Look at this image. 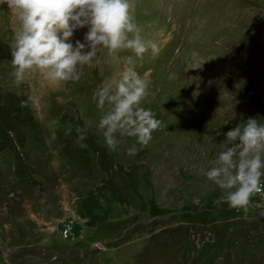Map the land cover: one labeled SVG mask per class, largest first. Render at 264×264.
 I'll list each match as a JSON object with an SVG mask.
<instances>
[{"label": "rangeland", "instance_id": "obj_1", "mask_svg": "<svg viewBox=\"0 0 264 264\" xmlns=\"http://www.w3.org/2000/svg\"><path fill=\"white\" fill-rule=\"evenodd\" d=\"M132 4L142 38L159 48L135 62L149 81L141 106L161 121L134 156V138L117 134L107 147L93 99L133 54L101 50L76 82L33 73L16 84L18 21L0 5V264H264V208L245 216L218 203L221 190L204 176L227 131L249 118L264 124V0ZM86 121L80 147L75 129Z\"/></svg>", "mask_w": 264, "mask_h": 264}, {"label": "clouds", "instance_id": "obj_2", "mask_svg": "<svg viewBox=\"0 0 264 264\" xmlns=\"http://www.w3.org/2000/svg\"><path fill=\"white\" fill-rule=\"evenodd\" d=\"M3 4L18 21L10 44V75L16 84L33 73L53 85L76 82L81 69L91 66L101 50L113 60L118 59V53L130 51L133 55L124 58L119 76L105 80L94 93L102 113L97 129L110 149L117 146V134L134 138L135 143L127 149L129 156L137 153V144L148 145L161 121L151 109L141 106L149 95V81L135 71V62L149 49L158 54L159 48L142 38L132 0H0ZM84 27L88 29L84 42L71 43L74 31ZM90 124L86 121L84 128L75 129L80 147H86L82 141ZM71 131L69 126L65 135ZM225 137L224 149L204 176L221 190L218 203L243 210L246 216L250 207L264 208V202L252 203L254 195L264 192V124L249 118Z\"/></svg>", "mask_w": 264, "mask_h": 264}, {"label": "crops", "instance_id": "obj_3", "mask_svg": "<svg viewBox=\"0 0 264 264\" xmlns=\"http://www.w3.org/2000/svg\"><path fill=\"white\" fill-rule=\"evenodd\" d=\"M35 88L38 89V91H42V92L45 91V90L47 89V87H45V84H43V83H42V84H39L37 87L35 86ZM50 89H51V88H50ZM42 92H41V93H42ZM41 95H42V94H41ZM36 96H38V95H36ZM39 96H40V95H39ZM41 97H42V96H41ZM44 106H45V105L42 106L43 109H44Z\"/></svg>", "mask_w": 264, "mask_h": 264}, {"label": "built area", "instance_id": "obj_4", "mask_svg": "<svg viewBox=\"0 0 264 264\" xmlns=\"http://www.w3.org/2000/svg\"><path fill=\"white\" fill-rule=\"evenodd\" d=\"M254 197H256V198L259 199V200H261V199L264 200V195H263V193L256 194V195H254Z\"/></svg>", "mask_w": 264, "mask_h": 264}, {"label": "water", "instance_id": "obj_5", "mask_svg": "<svg viewBox=\"0 0 264 264\" xmlns=\"http://www.w3.org/2000/svg\"><path fill=\"white\" fill-rule=\"evenodd\" d=\"M72 256H73V254L68 255V256H67V255H64V256H62L61 258H62V259H63V258H66V259H67V258H70V257H72Z\"/></svg>", "mask_w": 264, "mask_h": 264}]
</instances>
